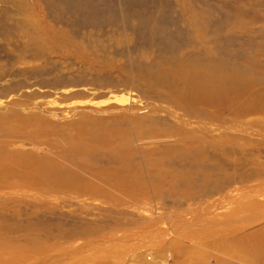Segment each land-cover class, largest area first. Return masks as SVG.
Returning <instances> with one entry per match:
<instances>
[{
    "label": "rangeland",
    "instance_id": "rangeland-1",
    "mask_svg": "<svg viewBox=\"0 0 264 264\" xmlns=\"http://www.w3.org/2000/svg\"><path fill=\"white\" fill-rule=\"evenodd\" d=\"M261 70L264 0H0V264H264Z\"/></svg>",
    "mask_w": 264,
    "mask_h": 264
},
{
    "label": "bare ground",
    "instance_id": "bare-ground-1",
    "mask_svg": "<svg viewBox=\"0 0 264 264\" xmlns=\"http://www.w3.org/2000/svg\"><path fill=\"white\" fill-rule=\"evenodd\" d=\"M210 45V44H209ZM211 46V45H210ZM208 47V46H207ZM206 47V48H207ZM212 47V46H211ZM210 50V47H209ZM195 53V52H194ZM196 54V53H195ZM218 54V53H217ZM222 54V53H221ZM211 55V53L209 54ZM181 57V56H180ZM212 57V56H211ZM211 57L206 58L205 63L207 65H210V70L211 71H215V74L221 72L222 75H224L225 73L222 71H219L218 69H216L215 67H212L211 65L213 64V59H211ZM184 58V57H183ZM178 59V58H177ZM180 66L178 67L179 69H181L182 71L179 73H174L173 72V78L175 79L177 76L179 75H184L183 78H180V82H182L181 85L185 84L186 87L181 88L180 87V95H177L175 98V101L180 104L184 109L187 107H192L193 111L195 112V106L199 105V104H206L209 105V103L211 102L210 99V91L213 85V78L214 76H204L202 75V72L200 71V63L199 62H195L191 63L190 61H187L185 59H180ZM204 67V66H203ZM263 67V65H262ZM167 69V68H166ZM202 69V68H201ZM204 69V68H203ZM206 69V68H205ZM258 72L260 71L259 69H257ZM263 70V69H262ZM261 70V72H262ZM167 71V70H166ZM171 71V70H170ZM206 71V70H205ZM208 71V70H207ZM260 72V73H261ZM167 74V73H166ZM172 74V72H171ZM169 74V75H171ZM227 74V73H226ZM163 75V74H162ZM230 75L235 76L233 73H230ZM259 75V74H258ZM225 76V75H224ZM259 81L264 83V71L262 72L261 75L258 76ZM166 83V82H165ZM178 84V83H177ZM174 89V88H173ZM264 89V88H263ZM184 92V97L182 96ZM171 96V95H170ZM169 96V97H170ZM207 97V98H205ZM165 98V97H164ZM173 98V97H172ZM204 98V99H203ZM187 100L186 103H183V100ZM170 100V98L168 99ZM189 107V108H190ZM248 110H251V108H247ZM246 108L243 109L244 111L247 110ZM188 110V109H186ZM190 110V109H189ZM183 114V113H182ZM20 116V115H19ZM18 116V117H19ZM238 116H236L237 118ZM232 122V121H231ZM209 123V122H208ZM197 124V123H196ZM152 131H156L155 129H151L150 132ZM158 131V130H157ZM196 132V131H195ZM18 133V132H17ZM163 133V132H161ZM153 134V133H151ZM195 134V133H194ZM14 135V134H13ZM20 135V134H19ZM22 135V134H21ZM34 135V134H33ZM31 136V135H30ZM163 136V135H162ZM202 142H205V137L203 136L202 132H198L197 135ZM180 140V139H179ZM181 142V141H180ZM9 144V142H8ZM13 144V143H12ZM81 144V143H80ZM14 145V144H13ZM10 146V144H9ZM5 150V149H4ZM207 150V149H206ZM7 151V150H5ZM4 152V151H3ZM10 152V151H8ZM17 151H12V153H10L9 155H0V179H7V182L10 184H14V185H18V183H20L19 181H23L22 179H45L49 174H50V170L46 164L47 163H43L42 165L39 162H34L33 161H27V155L25 156L26 158L24 159H19L18 158V153L16 154ZM195 152H199V151H195ZM28 153V152H27ZM30 153V152H29ZM205 153V152H203ZM7 154V152H6ZM36 154V153H35ZM22 155V154H21ZM194 155V153H193ZM24 156V155H23ZM40 156V154H39ZM38 156V157H39ZM44 156V155H43ZM42 156V157H43ZM206 156V155H205ZM33 157V156H32ZM193 157V156H191ZM203 157V156H202ZM212 157V156H211ZM215 157V156H214ZM31 158V157H30ZM197 158L199 159L198 155ZM209 159V158H208ZM215 159V158H214ZM211 160V159H209ZM200 162V161H199ZM197 164V163H196ZM194 165V164H193ZM51 166V165H50ZM201 166V165H200ZM194 170V169H193ZM203 170V169H202ZM63 177V176H62ZM21 179V180H20ZM52 179H59L57 177H54ZM5 181V180H4ZM23 182H32V180L30 181H23ZM7 183V184H8ZM8 186V185H7ZM130 186V185H129ZM17 187V186H16ZM22 187V186H21ZM226 198L224 197V200ZM223 201V200H222ZM224 202V201H223ZM263 226V225H262ZM255 228V227H254ZM257 228V227H256ZM252 230V228H251ZM254 230V229H253ZM250 231V230H249ZM246 232V231H245ZM7 234V233H6ZM246 234V233H245ZM226 236V234H225ZM222 238V237H221ZM226 238V237H225ZM258 238V237H257ZM261 238V237H260ZM256 239L255 243L251 246H245L246 247H250V248H246V251H250L252 253H260L262 256H264V242L261 239ZM216 239V238H214ZM223 239V238H222ZM252 240V239H251ZM225 241V240H224ZM235 241V240H234ZM6 242V241H5ZM9 242V241H8ZM11 243V242H10ZM218 244V243H217ZM235 244V243H234ZM239 244V243H238ZM12 245V244H11ZM9 246V245H8ZM220 248V247H219ZM236 252V251H235ZM252 258V257H250ZM255 260V259H254ZM224 262V261H222ZM258 263V262H257Z\"/></svg>",
    "mask_w": 264,
    "mask_h": 264
}]
</instances>
